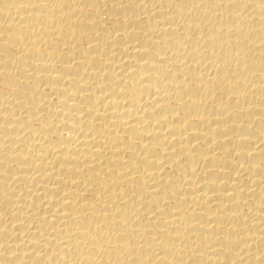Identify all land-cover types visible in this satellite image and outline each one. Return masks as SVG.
<instances>
[{
  "label": "bare ground",
  "instance_id": "obj_1",
  "mask_svg": "<svg viewBox=\"0 0 264 264\" xmlns=\"http://www.w3.org/2000/svg\"><path fill=\"white\" fill-rule=\"evenodd\" d=\"M0 264H264V0H0Z\"/></svg>",
  "mask_w": 264,
  "mask_h": 264
}]
</instances>
